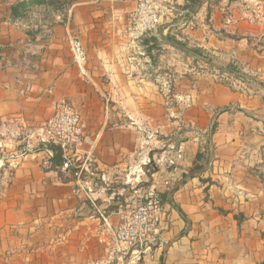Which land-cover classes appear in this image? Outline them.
I'll return each instance as SVG.
<instances>
[{
    "label": "crops",
    "instance_id": "1",
    "mask_svg": "<svg viewBox=\"0 0 264 264\" xmlns=\"http://www.w3.org/2000/svg\"><path fill=\"white\" fill-rule=\"evenodd\" d=\"M21 1L0 0V264H111L104 218L115 223L154 175L175 178L161 189L160 242L141 264H264V0L196 13L161 0L169 12L138 49L119 31L142 0H70L13 19ZM188 51L250 78L224 84ZM63 98L86 126L89 144L73 157L93 193H75L49 146L22 157L27 133ZM181 144L174 172L163 158Z\"/></svg>",
    "mask_w": 264,
    "mask_h": 264
},
{
    "label": "built area",
    "instance_id": "2",
    "mask_svg": "<svg viewBox=\"0 0 264 264\" xmlns=\"http://www.w3.org/2000/svg\"><path fill=\"white\" fill-rule=\"evenodd\" d=\"M167 12L169 9L161 0H142L129 15L119 35L129 41L132 49H138L145 37L159 29ZM73 50L77 62H84L86 54L82 45L75 41ZM25 143L22 157L32 153L36 144L60 147L65 159L61 167L62 177L78 183L76 194L93 193L92 184L85 176L87 167L78 166L73 157V153L89 144L86 126L80 111L68 99L55 103L53 115L27 133ZM168 148L173 154L164 157L163 162L177 172L185 156V145ZM6 168V160L0 158V171ZM153 177V182L141 193L140 200L114 213L117 218L115 223L104 218L106 227L101 236L111 252V264H141L160 242L161 228L167 218L161 189L173 187L174 175L165 179L159 175Z\"/></svg>",
    "mask_w": 264,
    "mask_h": 264
},
{
    "label": "trees",
    "instance_id": "3",
    "mask_svg": "<svg viewBox=\"0 0 264 264\" xmlns=\"http://www.w3.org/2000/svg\"><path fill=\"white\" fill-rule=\"evenodd\" d=\"M220 0H186L187 5L185 9L191 11L192 13H196L197 10H199L202 6L205 4L208 5H215L218 4ZM70 4V0H23L20 3H18L17 6L13 8L12 14L13 19L21 18L25 15L27 11H29L31 8L37 7V6H46L51 7L54 10H61L66 8ZM191 54L197 55L198 57H202L207 63L211 64V61H209L207 58L203 56V53L201 51H188ZM226 71L232 74H238L240 76H244L243 74H239L237 67H235L234 64H230L226 67ZM215 132V129L212 130L211 135H213ZM54 155L53 159V165L55 170H57L61 175V167L65 161L64 159V152L60 147L57 146H49L48 147ZM198 162H204L205 158L202 154H199L197 157ZM63 179L69 180V178Z\"/></svg>",
    "mask_w": 264,
    "mask_h": 264
},
{
    "label": "rangeland",
    "instance_id": "4",
    "mask_svg": "<svg viewBox=\"0 0 264 264\" xmlns=\"http://www.w3.org/2000/svg\"><path fill=\"white\" fill-rule=\"evenodd\" d=\"M257 7L256 6H252L250 7V10L251 11H254L256 10ZM255 17L258 16V15H254ZM264 18L263 17H257L256 20L257 21H261L263 20ZM206 64H207V68H205V66H203L202 64V69L203 70H214L217 72V76H218V80L224 82V84H232V83H239L240 82H247V77H249L243 70V67L242 65H235V67H237V70L239 72V74H243L244 76H240V75H236V74H232V73H229L226 71V67L230 64H223V63H219V62H211V64L207 63L206 61H204ZM198 67V66H196ZM198 69V68H197ZM250 78V77H249ZM257 79V77H256ZM258 79H259V76H258ZM228 80H232V81H228ZM251 80V79H250ZM249 83H252V82H249Z\"/></svg>",
    "mask_w": 264,
    "mask_h": 264
}]
</instances>
